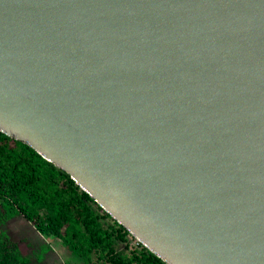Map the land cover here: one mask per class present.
Instances as JSON below:
<instances>
[{"label":"water","instance_id":"95a60500","mask_svg":"<svg viewBox=\"0 0 264 264\" xmlns=\"http://www.w3.org/2000/svg\"><path fill=\"white\" fill-rule=\"evenodd\" d=\"M0 132L165 264H264V0H0Z\"/></svg>","mask_w":264,"mask_h":264},{"label":"trees","instance_id":"16d2710c","mask_svg":"<svg viewBox=\"0 0 264 264\" xmlns=\"http://www.w3.org/2000/svg\"><path fill=\"white\" fill-rule=\"evenodd\" d=\"M14 216H21L39 234L59 240L84 264H165L65 172L0 132V231ZM0 264H28L17 242L1 232Z\"/></svg>","mask_w":264,"mask_h":264},{"label":"rangeland","instance_id":"374dc122","mask_svg":"<svg viewBox=\"0 0 264 264\" xmlns=\"http://www.w3.org/2000/svg\"><path fill=\"white\" fill-rule=\"evenodd\" d=\"M3 235L17 242L28 264H84L57 239L39 234L21 216H14L1 227ZM130 246L134 240L128 238Z\"/></svg>","mask_w":264,"mask_h":264}]
</instances>
